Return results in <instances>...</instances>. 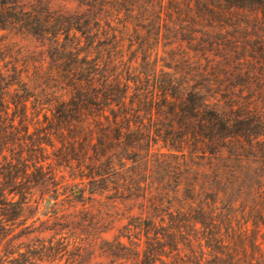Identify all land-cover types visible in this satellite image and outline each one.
Wrapping results in <instances>:
<instances>
[{
    "label": "trees",
    "instance_id": "obj_1",
    "mask_svg": "<svg viewBox=\"0 0 264 264\" xmlns=\"http://www.w3.org/2000/svg\"><path fill=\"white\" fill-rule=\"evenodd\" d=\"M52 1L0 0V264H264V0Z\"/></svg>",
    "mask_w": 264,
    "mask_h": 264
},
{
    "label": "rangeland",
    "instance_id": "obj_2",
    "mask_svg": "<svg viewBox=\"0 0 264 264\" xmlns=\"http://www.w3.org/2000/svg\"><path fill=\"white\" fill-rule=\"evenodd\" d=\"M27 0H24L26 2ZM53 8L60 7L62 4L58 0H53L51 3ZM62 7V6H61ZM67 7L71 10L73 6L67 5ZM19 46L23 47L24 49L30 50L34 52L35 59L37 61L42 60L44 58L43 48L40 43L37 41L31 40V39H24L20 42H17ZM62 175L65 176V179H68V174L66 172L57 174V179L60 181L59 177ZM62 189H60L61 191ZM67 194L59 197V199H64ZM37 197V196H36ZM52 202H47L46 206H39L38 209V215L42 212H49L52 211L48 210L46 207L51 206ZM62 212L59 213L61 215L62 213L65 214V217H68L67 215H70L72 212V209L69 208L67 203H63L62 208H60ZM34 212V209H31L26 212L25 216L30 217L32 213ZM36 218V217H35ZM48 216L42 217L40 216V220L43 222H46L48 220ZM51 220L47 222L46 224H35L34 227L28 228L27 230H23L22 232L25 234L23 235L19 241L23 242V244H37L36 240H45L47 241L49 238H53V244H55L58 240L62 238V241L64 244H69L68 248L63 253H58L57 259H60L61 261L58 264H83L79 263L81 260L85 257V254H87L88 245L87 243L92 239V237H89V235L83 234L80 235V232L70 233L69 231L60 229H56L53 231L55 224H53L54 219L51 217ZM55 222V221H54ZM30 223L28 221L27 225ZM65 223L62 224V226ZM122 222L115 221L110 225V229L106 233H102L100 236L101 238L105 240H112L117 234L118 230L121 227ZM59 227V226H58ZM52 229V230H51ZM57 234V235H56ZM98 236V235H97ZM88 238V239H87ZM87 239V240H86ZM93 259L91 260L92 263H104L106 262V259L104 257H100V252L97 250L95 251V254ZM87 264V263H84Z\"/></svg>",
    "mask_w": 264,
    "mask_h": 264
}]
</instances>
